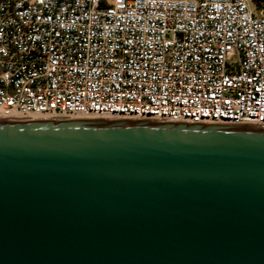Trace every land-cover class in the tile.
Wrapping results in <instances>:
<instances>
[{
    "label": "water",
    "instance_id": "95a60500",
    "mask_svg": "<svg viewBox=\"0 0 264 264\" xmlns=\"http://www.w3.org/2000/svg\"><path fill=\"white\" fill-rule=\"evenodd\" d=\"M0 264H264V126L0 119Z\"/></svg>",
    "mask_w": 264,
    "mask_h": 264
},
{
    "label": "built area",
    "instance_id": "2783aa9c",
    "mask_svg": "<svg viewBox=\"0 0 264 264\" xmlns=\"http://www.w3.org/2000/svg\"><path fill=\"white\" fill-rule=\"evenodd\" d=\"M264 126L254 0H0V119Z\"/></svg>",
    "mask_w": 264,
    "mask_h": 264
},
{
    "label": "bare ground",
    "instance_id": "6f19581e",
    "mask_svg": "<svg viewBox=\"0 0 264 264\" xmlns=\"http://www.w3.org/2000/svg\"><path fill=\"white\" fill-rule=\"evenodd\" d=\"M29 120H31V119H29ZM33 120H37V119H33ZM48 120H63V119H48ZM75 120H110V119H81V118H78ZM116 120H126V119H116ZM130 120H135V119H130ZM154 121H156V120H154Z\"/></svg>",
    "mask_w": 264,
    "mask_h": 264
},
{
    "label": "trees",
    "instance_id": "16d2710c",
    "mask_svg": "<svg viewBox=\"0 0 264 264\" xmlns=\"http://www.w3.org/2000/svg\"><path fill=\"white\" fill-rule=\"evenodd\" d=\"M259 7H263L264 6V0H254Z\"/></svg>",
    "mask_w": 264,
    "mask_h": 264
},
{
    "label": "rangeland",
    "instance_id": "374dc122",
    "mask_svg": "<svg viewBox=\"0 0 264 264\" xmlns=\"http://www.w3.org/2000/svg\"><path fill=\"white\" fill-rule=\"evenodd\" d=\"M64 120V119H63ZM126 120H128V119H126ZM135 120H137V119H135ZM252 126H255V125H252ZM257 126V125H256Z\"/></svg>",
    "mask_w": 264,
    "mask_h": 264
}]
</instances>
